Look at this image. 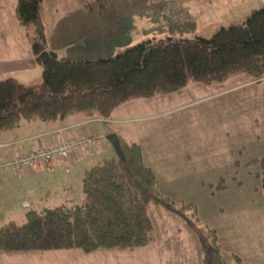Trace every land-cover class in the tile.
I'll return each instance as SVG.
<instances>
[{
  "label": "rangeland",
  "instance_id": "1",
  "mask_svg": "<svg viewBox=\"0 0 264 264\" xmlns=\"http://www.w3.org/2000/svg\"><path fill=\"white\" fill-rule=\"evenodd\" d=\"M100 2L105 8L99 10L122 18L109 25L119 24V34L106 29L97 39L107 33L115 41L108 45L101 39V44L85 45L71 57L63 45L60 59L111 57L153 38H211L264 7V0ZM43 7L45 32L60 46L59 21L84 8L76 0ZM130 18L135 19L132 25L138 24L134 33L129 31ZM137 100L122 104L119 127L126 140L141 146L161 192L177 203L194 204L200 223L217 232L227 264H237L236 258L241 264H264V172L255 161H264V81L253 82L246 74L212 86L191 80L177 93ZM113 157L102 153L95 164ZM14 201L2 196L0 208L11 211ZM147 211L154 240L145 247L92 253L71 249L67 255L0 251V264H203L199 238L183 219L154 203Z\"/></svg>",
  "mask_w": 264,
  "mask_h": 264
},
{
  "label": "trees",
  "instance_id": "2",
  "mask_svg": "<svg viewBox=\"0 0 264 264\" xmlns=\"http://www.w3.org/2000/svg\"><path fill=\"white\" fill-rule=\"evenodd\" d=\"M49 0H18L15 13L25 30L33 57L43 69L39 85L14 78L0 80V133L21 121L63 119L77 112L109 119L132 99L181 91L189 81L212 86L230 76L264 79V7L243 24L221 28L211 38L145 40L114 57L94 61L61 60L49 49L43 5ZM88 11L100 0H76ZM122 156L105 159L82 178L85 201L30 210L22 223L0 227V251L48 252L79 249L134 250L153 238L148 215L154 203L183 219L197 234L203 264H227L215 230L203 226L194 204L164 195L141 146L120 138ZM261 162L264 172V161ZM237 264H241L236 258Z\"/></svg>",
  "mask_w": 264,
  "mask_h": 264
},
{
  "label": "crops",
  "instance_id": "3",
  "mask_svg": "<svg viewBox=\"0 0 264 264\" xmlns=\"http://www.w3.org/2000/svg\"><path fill=\"white\" fill-rule=\"evenodd\" d=\"M17 2L18 0H0V80L14 78L25 85H39L42 82L43 69L36 63L26 32L16 19ZM55 2L56 0H49L43 6H53ZM102 8H105V5ZM65 16V22L63 19L60 20L56 29L59 43L63 42L62 45L55 46L47 32L46 36L49 49L59 56V49L65 45V48H68L66 54L70 57L80 52L85 45L91 43L99 45V40L104 38L110 45L111 41H115L111 35L106 33V36L99 40L97 36L103 34L104 31L107 32L106 29L114 31L119 28V24L111 27L109 25L122 18L119 14H108L99 10L98 7L92 11L84 8V10L74 12L73 16L71 13ZM134 20L130 18V24ZM136 25H138L136 22L131 24L129 31L134 33V29L135 31L138 29ZM114 32L119 34L118 29ZM124 50L126 49L120 52ZM105 58L109 57L79 58L70 61H94ZM61 60L66 59L61 58ZM253 82L257 81L253 80ZM133 100L138 101L137 99L129 101ZM129 101L123 105H127ZM123 105H119L109 119H103L97 114L87 116L85 113L77 112L63 119L21 121L17 127L0 133V162L28 155L34 149L60 145L69 139L88 138L101 134L107 136L111 133H116L119 138L125 139L119 127L123 122L120 118L122 113L119 112ZM102 153L119 156L111 145H107L99 149L83 150L68 160L57 159L48 163L41 162L34 171L18 173L9 169L0 172V198L9 195L11 199H15L13 205L15 208L11 211L0 208V227L11 221L22 223L26 213L30 210L55 208L63 204H82L85 201L82 190L83 175L86 170L100 163L95 164L97 161L95 158ZM64 253L67 255L69 252H19L18 254L62 255Z\"/></svg>",
  "mask_w": 264,
  "mask_h": 264
},
{
  "label": "built area",
  "instance_id": "4",
  "mask_svg": "<svg viewBox=\"0 0 264 264\" xmlns=\"http://www.w3.org/2000/svg\"><path fill=\"white\" fill-rule=\"evenodd\" d=\"M110 145L105 135L91 136L88 138L65 140L60 145H53L49 148L34 149L28 155L18 157L14 160H5L0 162V172L14 170L18 173L23 171H34L41 162H51L53 160H68L71 156L89 150L92 148L99 149Z\"/></svg>",
  "mask_w": 264,
  "mask_h": 264
},
{
  "label": "water",
  "instance_id": "5",
  "mask_svg": "<svg viewBox=\"0 0 264 264\" xmlns=\"http://www.w3.org/2000/svg\"><path fill=\"white\" fill-rule=\"evenodd\" d=\"M107 139L110 142L113 149L115 150V152L119 156H122V147H121L120 138H119L118 134L111 133V134L107 135Z\"/></svg>",
  "mask_w": 264,
  "mask_h": 264
}]
</instances>
